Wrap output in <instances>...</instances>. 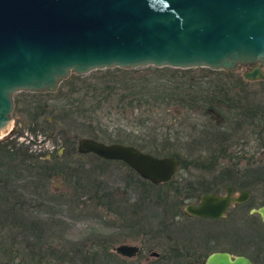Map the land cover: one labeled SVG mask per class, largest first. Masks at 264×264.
<instances>
[{
	"label": "rangeland",
	"instance_id": "rangeland-1",
	"mask_svg": "<svg viewBox=\"0 0 264 264\" xmlns=\"http://www.w3.org/2000/svg\"><path fill=\"white\" fill-rule=\"evenodd\" d=\"M133 69L136 70L132 73L107 76L104 74L108 69L85 74L71 72L54 91L12 94V125L1 138L46 159L47 167L55 169L40 188L30 176L29 163L19 166L16 159L8 168L0 166V194L8 197L0 202V264L11 260L9 251L7 255L1 253L11 246L16 250L12 264H194L195 258L196 264H202L209 252L217 250L256 257L255 250L259 244L264 245V223L258 214L249 211L264 204V149L261 140L257 142L245 131L234 128L237 111L233 105L237 94L243 93L261 107L264 79H246L242 71L247 70L245 67L229 72L194 67L172 74L147 66L123 70ZM72 75L79 77L71 79ZM141 77L164 83L166 90L171 89L170 94L179 92L187 103L171 97L165 104L126 106L128 98L123 96L128 91L123 89L124 79L129 81L128 86L131 79L138 81ZM192 98L214 103L224 98L230 106L225 102L217 110L225 120L217 121L203 109H195ZM207 131L219 137L217 142L205 141ZM219 131L226 133L228 139L222 140ZM152 134L158 136L156 148L151 142ZM83 137L107 144L126 140L121 143L159 158L177 157L181 167L173 182L153 185L122 161L80 154L76 143ZM238 151L242 159L237 158ZM222 156L230 161L229 165L237 163L241 170L247 169L250 161L254 163L250 166L262 169L260 174L257 172V184L250 187L247 201L236 210L228 209L230 215L226 219L175 218L181 211L179 205L184 208L200 195L182 203L184 199L169 188L176 180L185 185L187 180L202 175L214 178L228 164L219 159ZM216 161L220 164L213 168ZM214 181L211 179L210 187H215ZM219 190L220 194L225 193L224 189ZM16 197L18 201L14 200ZM5 210H16L17 219ZM5 220L13 222L3 224ZM22 222L25 232L18 234L13 243L11 232L5 230L9 224L22 227ZM222 230L227 231L225 239L220 235ZM140 241L159 256L144 252L124 261L114 251L119 244Z\"/></svg>",
	"mask_w": 264,
	"mask_h": 264
},
{
	"label": "water",
	"instance_id": "water-1",
	"mask_svg": "<svg viewBox=\"0 0 264 264\" xmlns=\"http://www.w3.org/2000/svg\"><path fill=\"white\" fill-rule=\"evenodd\" d=\"M211 70L247 68L263 79L264 0H0V138L10 132L15 92H50L71 72L118 67ZM80 154L122 161L158 185L171 180L180 160L155 156L133 145L78 139ZM202 194L186 212L219 218L231 197ZM245 201L246 193L235 198ZM264 221V206L251 209ZM137 247L115 246L133 256ZM203 264H252L211 252Z\"/></svg>",
	"mask_w": 264,
	"mask_h": 264
},
{
	"label": "flooded vegetation",
	"instance_id": "flooded-vegetation-1",
	"mask_svg": "<svg viewBox=\"0 0 264 264\" xmlns=\"http://www.w3.org/2000/svg\"><path fill=\"white\" fill-rule=\"evenodd\" d=\"M242 71H246V69H242ZM250 82H252V81H250ZM236 98H237L236 105L238 106V109L236 110L237 113L235 114V117H234V118H236V121H237L236 125H234V128H238L236 130L245 131V133H248L249 136L254 137L257 140V142H259V140H261V144H262L261 148L264 149V104L261 105V107H260L259 104H257L258 102H255L252 98H250V96L248 94L238 93ZM210 113H211V115L209 117L217 118L216 119L217 121L222 122V121L225 120V118L223 116L221 117V116H217V115L213 114L215 112H211L210 111ZM226 118L229 119L228 117H226ZM222 128H223V126H222ZM220 134H221V139L222 140L225 141V140L228 139V137H226L227 136L226 133L220 132ZM238 153H239V151L237 152V155L239 156ZM87 154H92V153H87ZM230 158L233 159L232 157H230ZM237 158L238 159H242L243 157L239 156ZM219 159H221L222 161L224 160L225 162H227L228 164L225 163V167L229 166V168L224 169L225 167H223V169L225 171L223 169H219V173L218 174L215 173L216 175H213L214 178L211 177L210 179H208L210 176L206 175V176H208L206 178L205 175H202V177L199 178V179L187 180L185 185H182L180 183H176L178 181V180H176L175 185H173L172 187H173V190H176V192L178 193V196L180 195L179 199H181V200H182V198L184 199L182 201V203H183L184 201H191L193 198H195L194 196L197 197L198 195H196V192H197V190H199V187H202V186L203 187H207V186L210 187L211 179H213V180H217V179H226V180H228L229 182H226V183H214V184H212L213 186H215L214 187L215 191L209 192V193H215V194H219V195H226L227 194V189L226 188L230 187V189H231V191H230L231 201H230L227 209H225V212L223 213V215L221 217H219V218H207V217L204 218V217L195 216V215H192V214L186 212L185 207L187 205H190V204L196 205V204L199 203L200 196H201V194H199L200 196H199V198H197V200H195L193 202H189L184 208L182 207V205H179V209L181 211H180V213L175 214V218H177V219L183 218L184 219V218H188V217H194V218H200V219L209 220V221L221 220L223 218L226 219V217L228 215H230V214H228V211H229L228 209L234 208L236 210L238 207L242 206V204L244 202L247 201V198H249V195H250V191H249L250 187H254L257 184V180H258L257 172H258V174H260L259 172H262V169H260L259 166L257 167V165L250 166L251 164H254V163H251V161H250L249 162L250 163L249 164L250 167L247 166L248 167L247 169L241 170V168H238V164L237 163L231 164L232 165L231 166V165H229L230 161H228L227 158H223V156H222ZM219 164H220V162L216 161V163L213 164V166H214L213 168H217V166ZM180 165H181V161H180ZM180 165H179V167H180ZM212 170H215V169H212ZM240 170L243 171V172H241ZM175 175H176V173H175ZM175 175H174V177H175ZM174 177L171 180H173ZM165 183H168V181H166ZM165 183H161V184H165ZM219 189H224L225 193L224 194H220L219 193L220 192ZM237 189H239V191H237ZM242 192L246 193V200L245 201H241V202L236 201L235 198H238L239 196H241ZM165 197H167L166 194H165ZM260 206H264V204H262ZM13 209H16V208L13 207ZM251 209H253V208H250V211H249L250 213H256V212H251ZM15 212H16V210L15 211L14 210L9 211V213L12 214L11 216H14L16 218L17 216H16ZM235 214H236V211L233 212L234 216H235ZM256 214H258V213H256ZM260 218L261 217L259 215V219ZM260 221L262 223H264V221L262 219H260ZM11 222H13V221L5 220V222L3 224L11 223ZM21 224H22V227H17L16 225L11 226L9 224V227H7L6 230H5V232H8V231L11 232V234H12V236H11L12 241L11 242H13V243H15V241H17L18 234H23L25 232L24 231L25 230L24 222H22ZM31 224L33 225V223H31ZM30 228H32V227H29V230H30ZM13 233H14V235H13ZM220 235L224 239L228 236L226 230L220 231ZM2 236H3V233L1 235V232H0V237H2ZM122 244H126V243H122ZM30 245L31 244H28V246H30ZM129 245L137 247L136 253L133 256H126V255L122 256L121 254L117 253L115 251V248H114V251L118 255L123 257L124 261H131L132 259L136 258V256H138V255H140L141 253H144V252H147V253L150 254V256H154L156 258L159 256L158 252H155L153 250V248L149 247V245L145 244V242H143V241H140L137 244L135 243V244H129ZM170 249L172 250V248H170ZM177 249H179V248H177ZM8 251L11 253V255L8 256V257H10L8 259H11V260L9 262L6 261V260L4 262L2 261L1 264H12V262H13L12 260H14V258L16 256V253L14 254V252L16 250L14 249V247L11 246L10 248L4 249V251H1V253H3V254L5 253V255H7L6 253H8ZM218 251L228 252L232 259H234L235 257H238V256H244V257L248 258V261H250L252 264H264V245L263 244H259V246L255 250L256 251V257H248V256H245V255H242V254L233 255L232 252H229L227 250H217V251H212V252H216L217 253ZM210 253L211 252H209V254ZM176 254H179V253L177 252ZM208 255H206L205 260L207 259ZM205 260H204L203 263H205ZM143 261H146V263H147L148 260H147V258H145ZM197 261H198V259L195 258L194 259V262H195L194 264H196ZM138 264H140V263H138Z\"/></svg>",
	"mask_w": 264,
	"mask_h": 264
},
{
	"label": "trees",
	"instance_id": "trees-1",
	"mask_svg": "<svg viewBox=\"0 0 264 264\" xmlns=\"http://www.w3.org/2000/svg\"><path fill=\"white\" fill-rule=\"evenodd\" d=\"M148 69H153L156 71H170V73L172 74L173 72H178V71H190L191 69H176V68H171V67H152V66H147ZM150 67V68H149ZM136 69L133 70H123L120 68H113V69H108L106 70V73L104 74L105 76L107 75H111L112 73H132L133 71H135ZM78 75H72L71 79L73 78H78ZM132 80V79H131ZM130 80V84L127 86L126 83H129V81H126L124 79V90L128 91V94L124 95L123 97L128 98L127 102H126V106H131V105H157V104H165L167 103V100L171 97H175L178 98L181 102H186L187 100L183 97H180L179 92H175L174 94H170V90H166L164 83H160L157 80L154 81L153 78H144L141 77L138 81H131ZM71 81V80H70ZM64 82V81H63ZM65 82H67L65 80ZM192 106L195 107V109H199L202 110L206 113L209 114V116L211 115V112H215L213 114L217 115V116H221L220 112L217 110V107H221L223 106V104H225V102L227 100H225L224 98L219 99L218 101H216L215 103L213 102V100L210 99H198V98H192ZM236 102H237V98H236ZM227 106H230L227 104ZM234 109L237 110L238 106L236 104L233 105ZM217 134H220L217 132ZM204 138H207V140H205L207 143H212V142H217L216 139H218L219 137L216 136L215 134L212 135L211 132H206L204 134ZM152 144L153 147H158V136H154L152 134ZM220 140V139H219ZM15 142V141H14ZM118 142V141H117ZM121 142H127L126 140H120ZM164 147V146H163ZM39 155L36 154H32L30 152H28V150L22 146H18L17 144H14L12 140H7V139H0V166L2 168L5 167H10L12 166V162H14L16 159H19L18 165H23L21 163H29V167L30 168V176H32V178L35 179L36 184H38V186L41 188L42 186H44L46 184V180L49 178L50 175H52V170L54 171L55 167L52 168V170L49 169V167H47V163L49 161H47L46 159H40L38 157ZM176 156V155H175ZM58 157V155H57ZM19 165V166H20ZM50 166V165H49ZM53 166V165H52ZM181 167V165H180ZM179 167V168H180ZM23 168V166H21V169ZM57 168V167H56ZM35 169V171H34ZM72 175H76V173L74 174H70V176ZM174 180V179H173ZM172 180L168 181L169 184L171 183ZM226 183L229 182L226 179H217L214 181V183ZM173 182V181H172ZM163 185V184H161ZM14 191V190H12ZM169 191L171 192H175L176 190H173L172 188H169ZM210 191H215L213 187H199V190H197L196 195L199 194H206V192H210ZM8 192V191H7ZM7 195V194H6ZM11 195V194H10ZM9 195V196H10ZM19 197V195H17ZM196 197V196H194ZM8 197H3L2 194H0V202L6 200L7 201ZM18 198L16 197L14 200H17ZM9 211L11 210H5L4 213H6L7 215L10 214ZM12 213V212H11ZM11 221V220H10Z\"/></svg>",
	"mask_w": 264,
	"mask_h": 264
}]
</instances>
